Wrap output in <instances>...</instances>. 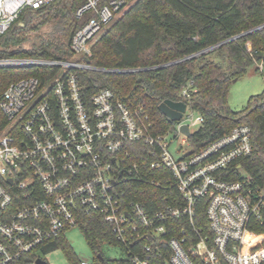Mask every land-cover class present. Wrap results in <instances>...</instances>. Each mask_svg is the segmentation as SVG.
<instances>
[{"label":"built area","instance_id":"1","mask_svg":"<svg viewBox=\"0 0 264 264\" xmlns=\"http://www.w3.org/2000/svg\"><path fill=\"white\" fill-rule=\"evenodd\" d=\"M51 1L0 0V35L26 7ZM133 1L85 0L76 16L92 17L73 33L71 59L0 57V69L47 67L0 95L6 121L0 131V264H16L71 227L80 229L83 214L107 223L123 264H264V177L243 165L254 151L249 126L236 125L194 151L189 138L204 118L185 103L171 129L184 135L185 152L174 146L170 130H155L142 107H129L110 88L89 92L77 74L143 70L87 61L99 34ZM256 29L264 33V24ZM256 65L264 71L263 62ZM140 146L148 148L149 168L159 178L146 179L135 159L145 157ZM132 183L168 188L170 195L152 209L131 198Z\"/></svg>","mask_w":264,"mask_h":264},{"label":"trees","instance_id":"2","mask_svg":"<svg viewBox=\"0 0 264 264\" xmlns=\"http://www.w3.org/2000/svg\"><path fill=\"white\" fill-rule=\"evenodd\" d=\"M84 1L53 0L40 8L26 7L8 31L0 35V57L73 58L72 35L92 17L90 13L76 16ZM262 24L264 0H136L99 34L87 61L103 69L143 70H78L77 74L89 92L110 88L129 107H142L161 134L174 129L176 122L160 112V104L166 99L184 101L204 118L189 138L194 151L236 125H248L254 151L243 165L250 174L264 177V90L249 96L241 110L231 109L228 103L232 80L243 76L253 63L264 64V33L256 29ZM213 46V50L206 51ZM216 53H224L225 61L207 59ZM46 68L0 69V95L11 82L40 76ZM261 74L264 78V71ZM187 86L188 93L183 96ZM5 125L0 111V131ZM140 147L145 157L135 159L146 179L159 178L160 173L149 168L148 148ZM130 188L135 190L132 199L151 205L152 209L170 195V189L150 183H132ZM79 224L96 264H123L121 258L106 259L101 253L102 242L113 246L116 242L100 216L83 214ZM53 250H60L70 264H80L65 233L16 264H32L39 252ZM98 254L103 258H98Z\"/></svg>","mask_w":264,"mask_h":264},{"label":"rangeland","instance_id":"3","mask_svg":"<svg viewBox=\"0 0 264 264\" xmlns=\"http://www.w3.org/2000/svg\"><path fill=\"white\" fill-rule=\"evenodd\" d=\"M134 0L132 4L135 2ZM32 34V33H31ZM30 34V35H31ZM26 47V45H24ZM224 53H216L207 59L215 60L218 62H224ZM264 90V78L257 70L256 63H253L248 67L246 73L232 81V84L229 87L228 93V103L231 109L241 110L246 106L249 96L259 94ZM197 127H191V131H195ZM168 135L170 137H175L174 146H182V150L187 152L190 151V146L182 142L184 135H176V132L170 130ZM173 139V138H172ZM180 144V145H179ZM65 237L67 241L70 242L72 249L79 258L80 261H94V254L91 248L89 247L87 241H85L84 234L77 227H71L65 232ZM100 250L106 259H117L123 258L124 253L119 246H113L107 242H102L100 245ZM39 257L45 260L48 264H70L69 260L65 258L60 250H53L49 252H39ZM32 264H36L33 262Z\"/></svg>","mask_w":264,"mask_h":264},{"label":"water","instance_id":"4","mask_svg":"<svg viewBox=\"0 0 264 264\" xmlns=\"http://www.w3.org/2000/svg\"><path fill=\"white\" fill-rule=\"evenodd\" d=\"M235 80L236 79H233L232 81H235ZM185 109H186L185 102H182V101L174 102L168 99L164 100V102L160 104L159 106L160 112L172 121H179ZM180 131L183 132L185 135L190 136L187 125H182ZM98 257L100 258V256ZM35 263L36 264H48L45 260L40 259V258H37L35 260Z\"/></svg>","mask_w":264,"mask_h":264}]
</instances>
